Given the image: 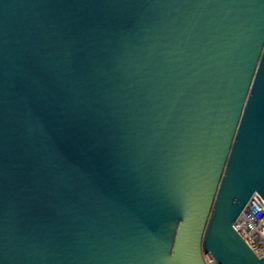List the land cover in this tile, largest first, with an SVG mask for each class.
Returning a JSON list of instances; mask_svg holds the SVG:
<instances>
[{
    "label": "water",
    "instance_id": "obj_1",
    "mask_svg": "<svg viewBox=\"0 0 264 264\" xmlns=\"http://www.w3.org/2000/svg\"><path fill=\"white\" fill-rule=\"evenodd\" d=\"M264 0H0V264H264Z\"/></svg>",
    "mask_w": 264,
    "mask_h": 264
},
{
    "label": "built area",
    "instance_id": "obj_2",
    "mask_svg": "<svg viewBox=\"0 0 264 264\" xmlns=\"http://www.w3.org/2000/svg\"><path fill=\"white\" fill-rule=\"evenodd\" d=\"M234 228L244 241L264 256V199L254 194L234 223ZM206 264H218L210 252L204 253Z\"/></svg>",
    "mask_w": 264,
    "mask_h": 264
}]
</instances>
